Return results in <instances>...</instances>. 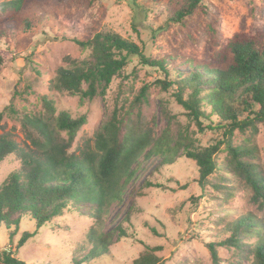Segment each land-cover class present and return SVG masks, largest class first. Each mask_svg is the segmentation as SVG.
<instances>
[{
  "label": "rangeland",
  "instance_id": "374dc122",
  "mask_svg": "<svg viewBox=\"0 0 264 264\" xmlns=\"http://www.w3.org/2000/svg\"><path fill=\"white\" fill-rule=\"evenodd\" d=\"M4 1L0 0V5ZM27 0L23 11L24 29L9 27L0 39V114L3 128L20 145H29L23 126L24 115L45 112L41 95H48L58 111L73 117L86 115L87 123L77 133L70 152L79 153L86 143L94 145L96 134L109 120L115 105L130 111L129 122L149 135V144L132 165L133 175L123 190L122 199L110 204L103 215L100 230L107 233L123 226L128 236L114 241L109 253L80 264H133L146 245L162 246L158 253L164 264H213L208 244L229 236L228 224L251 214L264 220V209L252 201L251 186L235 171L227 144L214 155L216 168L202 188L199 167L185 155L187 144L194 150L224 141V129L208 128L219 118H202L203 131L187 111L176 102V86L167 90L157 80H174L181 72L202 71L213 55L225 49L236 35L255 37L264 31V0H204V8L182 22L171 19L181 0ZM2 13L0 11V17ZM113 31L137 42L145 54L169 56L176 62L168 75L157 67L133 60L115 77L105 95L81 101L52 87L58 69L67 66V58L82 60L83 50L74 39L92 38L98 32ZM191 60L192 64L187 63ZM205 81L212 80L208 75ZM144 85H150L147 98L134 103ZM213 84L203 85L204 92ZM189 90H186V95ZM210 113L211 106L202 102ZM237 107L238 104H235ZM243 109V106H241ZM258 110V106H254ZM243 111L240 118L247 116ZM256 128L236 129L232 144L249 148L245 161L257 165L264 176V123ZM65 136V133H62ZM160 144L155 147L154 143ZM21 168L16 154L0 164V186L13 171ZM86 211L69 208L62 216L43 225L20 248L17 243L26 231L36 229L35 221L23 217L13 238L15 226L0 228V250L10 249L27 264H74L91 245L88 231L94 219ZM128 216L130 219L128 220ZM152 229H156L157 233ZM257 234L244 239L254 245ZM234 247H219L220 264H253L254 255Z\"/></svg>",
  "mask_w": 264,
  "mask_h": 264
},
{
  "label": "trees",
  "instance_id": "16d2710c",
  "mask_svg": "<svg viewBox=\"0 0 264 264\" xmlns=\"http://www.w3.org/2000/svg\"><path fill=\"white\" fill-rule=\"evenodd\" d=\"M86 1L91 4L97 0ZM203 1L181 0L170 20L182 22L203 9ZM26 2L9 0L1 3L0 39L9 27L20 30L28 26L23 15ZM74 41L83 50H89V54L81 61L68 57L67 66L58 69L52 87L70 95H79L82 102L98 96L104 98L112 80L122 76L135 59L141 65L163 70L166 75L170 66L176 69V62L169 56H149L137 42L113 31H101L92 38ZM213 58L202 71L177 70L178 78L172 81L159 79L155 83L162 90L176 86V102L196 121L199 130L205 129L202 118H210L211 114L216 115L219 122L214 124L210 121L207 127L224 129L225 138L221 143L194 150L184 145L185 155L195 160L199 167V185L202 188L207 185L216 168L214 155L221 144H227L235 171L251 186L254 192L252 201L263 210L264 176L256 164L245 161L249 148L234 146L232 137L236 129L256 128L257 121L264 123V31L255 37L234 36ZM186 62L192 64L191 60ZM2 63L3 57L0 56V66ZM210 74L213 75L212 80L205 81ZM210 83L213 88L200 96L204 92L203 85ZM149 88L150 85H144L134 103L145 100ZM186 90H189L187 95ZM40 99L45 112L24 115L22 119L29 145H20L8 133L0 134V164L11 154H16L21 161V168L10 173L0 186V228L15 226L10 234L12 239L23 217L35 221V231H26L20 237L17 243L20 248L43 225L62 216L65 210H84L94 219V224L87 234L91 248L74 261V264H80L108 254L114 241L128 236L121 225L107 233L100 228L110 204L122 199L123 190L133 175L131 167L149 144L150 137L140 132L139 125L128 121L126 116L130 111L124 113L125 108L117 103L109 120L96 134L94 145L86 143L79 153L70 152L77 133L87 123L86 115L73 117L67 110L58 111L48 95H41ZM203 101L211 106L210 113L202 109ZM254 106H258V110H254ZM243 111H248V114L241 119ZM2 120L0 114V129L3 128ZM157 142L155 147L160 146ZM152 230L158 234L156 229ZM227 230L228 237L208 244L213 264H220L219 247H234L240 252L248 249L254 255L253 264H264V220H258L251 214L242 215L229 222ZM252 233L258 237L254 245L244 240ZM162 249V246L146 245L133 264H164L158 254ZM0 264L27 263L6 249L0 250Z\"/></svg>",
  "mask_w": 264,
  "mask_h": 264
}]
</instances>
